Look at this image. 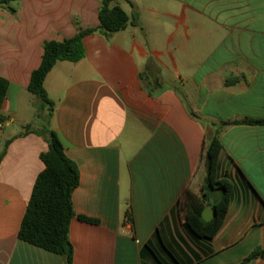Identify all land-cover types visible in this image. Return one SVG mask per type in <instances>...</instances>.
I'll return each mask as SVG.
<instances>
[{
  "label": "crops",
  "instance_id": "obj_1",
  "mask_svg": "<svg viewBox=\"0 0 264 264\" xmlns=\"http://www.w3.org/2000/svg\"><path fill=\"white\" fill-rule=\"evenodd\" d=\"M114 5L137 13L140 26L128 23L110 40L86 36L82 60L56 63L45 80L51 116L28 90L44 43L98 27L101 0L0 7V76L9 82L0 120V264H65L18 236L50 131L80 172L73 264H241L264 248V125L228 126L220 135L218 175L234 191L214 238L190 231L181 203L187 193L201 196L207 135L223 122L264 119V0ZM148 59L161 71L153 94L140 79ZM38 108L47 117L43 129L32 126Z\"/></svg>",
  "mask_w": 264,
  "mask_h": 264
},
{
  "label": "trees",
  "instance_id": "obj_2",
  "mask_svg": "<svg viewBox=\"0 0 264 264\" xmlns=\"http://www.w3.org/2000/svg\"><path fill=\"white\" fill-rule=\"evenodd\" d=\"M12 1L17 0H0V7L8 5ZM116 1L118 0H101L100 25L98 27L87 29L79 27L78 33L72 38L44 43L42 63L32 73L28 90L41 100L43 107L49 109V116L54 110V102L48 97L45 80L59 60L74 63L82 60L85 57L84 38L86 36L99 34L106 40H110L128 23L140 26L139 15L133 13L130 17L119 5H114ZM12 10L15 11L16 8ZM140 79L150 94H153L156 87L162 83L161 71L152 59L147 60L140 73ZM150 85H153L154 88H149ZM8 89L9 82L0 76L1 121L5 120L1 111ZM176 91L178 90L176 89ZM178 93L183 97L181 92L178 91ZM183 99L186 102L184 97ZM188 111L194 119H199L189 106ZM235 125H264V119L248 118L223 122L219 124L213 134L207 135L201 155L206 167L201 196L198 198L187 193L186 199L181 203V209L185 212V224L192 233L201 238H214L222 228L228 211L234 184L226 177L220 178L218 175L219 158L223 149L220 135L226 127ZM49 134L51 136L46 138L49 150L41 155L45 169L34 185L31 201L18 236L25 242L62 256L65 264H73L74 249L70 240V225L76 212L72 196L80 185V172L77 164L66 156L64 145L58 135L53 131H50ZM5 153L6 148L0 154V162ZM206 206H209L215 213V217L210 222L203 219V211ZM79 218L92 224L100 223L99 220L86 216H79ZM256 259L264 260V248L257 247L241 264H249Z\"/></svg>",
  "mask_w": 264,
  "mask_h": 264
},
{
  "label": "rangeland",
  "instance_id": "obj_3",
  "mask_svg": "<svg viewBox=\"0 0 264 264\" xmlns=\"http://www.w3.org/2000/svg\"><path fill=\"white\" fill-rule=\"evenodd\" d=\"M33 97L36 99V101L41 103V100L37 96H33ZM38 110H39L38 112L39 116L36 118H33L34 122L32 123V126L35 129H43L47 121V117L44 115V111L42 109L38 108ZM17 126H18L17 124L14 125V127H17Z\"/></svg>",
  "mask_w": 264,
  "mask_h": 264
},
{
  "label": "water",
  "instance_id": "obj_4",
  "mask_svg": "<svg viewBox=\"0 0 264 264\" xmlns=\"http://www.w3.org/2000/svg\"><path fill=\"white\" fill-rule=\"evenodd\" d=\"M47 136H51V134H48ZM215 217V213L210 208H205L203 211V219L206 222H210Z\"/></svg>",
  "mask_w": 264,
  "mask_h": 264
},
{
  "label": "built area",
  "instance_id": "obj_5",
  "mask_svg": "<svg viewBox=\"0 0 264 264\" xmlns=\"http://www.w3.org/2000/svg\"><path fill=\"white\" fill-rule=\"evenodd\" d=\"M2 126V123L0 122V127Z\"/></svg>",
  "mask_w": 264,
  "mask_h": 264
}]
</instances>
